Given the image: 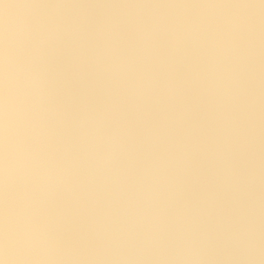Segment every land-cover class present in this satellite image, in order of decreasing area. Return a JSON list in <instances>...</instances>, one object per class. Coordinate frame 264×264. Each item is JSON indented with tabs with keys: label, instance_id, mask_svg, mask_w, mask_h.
Here are the masks:
<instances>
[{
	"label": "clouds",
	"instance_id": "9594fccd",
	"mask_svg": "<svg viewBox=\"0 0 264 264\" xmlns=\"http://www.w3.org/2000/svg\"><path fill=\"white\" fill-rule=\"evenodd\" d=\"M231 40L224 44L230 61L228 69L210 65L203 79L207 87L230 101L240 96L242 48L238 38L245 22L238 14L225 20ZM102 43L94 50L96 62L109 84H124L138 120L144 121V106L157 94L176 98L181 85L168 69V60L156 64L159 22L138 28L132 54L118 49L119 23L106 19L100 25ZM199 32L196 25L174 27L170 42L177 49ZM83 21L68 27L63 22V6L40 5L33 23L12 30L0 39V264H32L37 259H76L83 250L78 243L61 235L58 213L49 204L62 186L71 185L72 148L62 141L67 113L59 100L60 74L52 59L57 46L69 38L73 54L86 53ZM201 74L194 73L199 79ZM108 102L99 109L85 106L73 120L80 153L86 160L92 180L102 177L120 188L128 180V170L135 164L136 153L148 149L138 178L140 190L129 198L143 201L127 227L116 228L106 214L92 225L94 240L118 252L143 253L165 250L187 260L205 259L217 239L228 247L242 249L251 243L243 228L221 227L218 235L199 230L191 211H181L169 238L162 223L171 200L179 205L183 196V175L191 156V145L179 142L173 151L156 155L155 148L176 124L186 121L187 107L166 114L163 125H146L139 142L128 115L111 88ZM234 128V123L226 121ZM227 162V156L214 154ZM63 161V163L61 162ZM226 186L239 181L230 169L224 170ZM214 197H209L211 203ZM139 229V231H138Z\"/></svg>",
	"mask_w": 264,
	"mask_h": 264
},
{
	"label": "rangeland",
	"instance_id": "374dc122",
	"mask_svg": "<svg viewBox=\"0 0 264 264\" xmlns=\"http://www.w3.org/2000/svg\"><path fill=\"white\" fill-rule=\"evenodd\" d=\"M63 6V22L70 27L83 21L86 53L84 58L73 54V45L65 38L56 48L52 66L60 74L58 97L67 113L62 141L72 148L71 185L62 186L49 204L58 213L61 235L78 243L83 250L76 259H37L32 264H264V85L261 76L240 80V96L230 101L207 87L204 74L213 63L223 69L224 44L229 41L225 20L210 0H0V39L10 29L17 30L34 22L36 10L42 5ZM111 19L119 23L118 49L132 54L140 26L158 21L160 34L156 43V64L168 60V69L181 85L176 98H150L144 106L145 120H138L124 84H109L102 75L94 50L102 43L100 25ZM196 25L199 32L174 49L169 32L174 27ZM201 74L199 79L194 73ZM116 94L122 110L127 113L137 141L142 140L146 125L161 127L164 116L189 109L186 121L176 124L155 148L156 155L173 151V145H191L190 162L183 175V196L179 205L173 201L162 223L171 237L181 211H191V219L201 231L218 235L221 227L243 228L251 243L242 249L226 246L217 239L203 260H187L170 251L148 250L118 252L105 247L92 237L93 221L106 214L116 228L127 227L143 201L130 197L140 190L137 182L145 147L136 153L135 164L128 170V180L120 188L98 177H92L80 153L77 133L72 120L87 106L102 108L107 102L106 90ZM234 128L226 126V121ZM227 156V162L214 154ZM63 163V161L61 160ZM230 169L238 183L228 187L224 170ZM214 197L209 203L208 198ZM139 231V229H138Z\"/></svg>",
	"mask_w": 264,
	"mask_h": 264
},
{
	"label": "crops",
	"instance_id": "0c3cea01",
	"mask_svg": "<svg viewBox=\"0 0 264 264\" xmlns=\"http://www.w3.org/2000/svg\"><path fill=\"white\" fill-rule=\"evenodd\" d=\"M210 1L217 5V9L221 13L228 14V17L238 14L244 20L245 28L238 40L240 45L245 41L252 44L254 49L252 62L254 65L259 64L258 71L262 78L261 82L264 85V0ZM231 39L232 37L230 36L229 40Z\"/></svg>",
	"mask_w": 264,
	"mask_h": 264
},
{
	"label": "built area",
	"instance_id": "2783aa9c",
	"mask_svg": "<svg viewBox=\"0 0 264 264\" xmlns=\"http://www.w3.org/2000/svg\"><path fill=\"white\" fill-rule=\"evenodd\" d=\"M242 48V72H241V80H249L252 78L260 77L258 66L254 65L252 62V58L254 56V49L251 43L248 41H245L241 44ZM256 54V53H255ZM223 59L227 63V65L230 67V61L228 59V55L226 52H224ZM261 65V64H260Z\"/></svg>",
	"mask_w": 264,
	"mask_h": 264
}]
</instances>
